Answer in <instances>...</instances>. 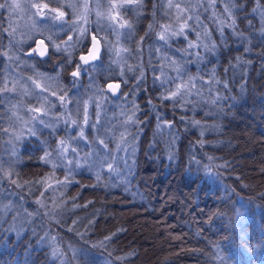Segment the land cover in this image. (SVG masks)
<instances>
[{
	"label": "trees",
	"instance_id": "obj_1",
	"mask_svg": "<svg viewBox=\"0 0 264 264\" xmlns=\"http://www.w3.org/2000/svg\"><path fill=\"white\" fill-rule=\"evenodd\" d=\"M258 2L264 6V0H230L235 25L221 34L224 3L216 0L209 7L210 0H203L196 9L201 23L190 22L195 31L188 39L195 42L197 32L203 36L207 31L203 42L215 48L190 50L200 52L197 58L184 52L183 37L165 48L172 59L202 77L196 80L200 95L193 92L183 106L176 104L170 122L163 117L168 129L160 139L148 137L149 144L136 140L125 146L133 158L124 182L111 183L106 174L98 182L95 167L89 168L72 177L69 190L47 191L40 197L46 205L42 207L36 201L43 188L36 181L52 169L41 161L39 148L51 150L52 140L40 130L30 136L14 158L23 188L36 194L17 208L19 223L27 219L30 231L23 235L25 229L12 228V211L5 212V220L0 219V264H107L117 257V264H222L220 247L232 264H239L253 245L264 244V19L259 10L253 12ZM149 6L145 0L144 17ZM206 87L214 89H208L213 99H220L204 100ZM141 121L144 128L147 120ZM180 128L194 132L178 140ZM221 168L224 193L214 183L215 176L223 175ZM62 172L56 169L58 178ZM50 183L55 186L54 180ZM218 205L224 207L222 230ZM112 233L117 235L100 246ZM67 234L72 241L66 255L54 258L53 248L63 252Z\"/></svg>",
	"mask_w": 264,
	"mask_h": 264
},
{
	"label": "snow or ice",
	"instance_id": "obj_2",
	"mask_svg": "<svg viewBox=\"0 0 264 264\" xmlns=\"http://www.w3.org/2000/svg\"><path fill=\"white\" fill-rule=\"evenodd\" d=\"M224 3V13L226 17L221 21V27L219 31L223 34V29L225 27H233L235 25V18L233 12L229 7L230 0H220ZM216 0H210L209 7H214ZM183 5V6H182ZM137 8L142 7V0H94V7L90 6L87 0L84 3H76L73 0H28V3L22 5L17 2V0H3L0 2V9L8 10L10 14H14L18 11L23 12L25 8L28 11V21L30 26V31L35 47H30V51H26L25 55L27 57H33L38 55L41 58H49L53 53L50 51L54 49L55 52H68L70 49H74L78 45L83 46V51L79 55V60L74 64L73 70L70 72L72 77V83L75 84L81 76L88 71L89 66H94L95 62L101 60L102 56L106 52H112L117 58L123 59L125 53H129L127 47L118 46L120 44V37L122 35L130 34L129 30L132 29V24L125 18L124 12L132 7ZM203 6V0H197V3H192L191 0H167V8L169 10H175V16L172 22L167 24H162L159 30L156 32L158 39L163 42V45L167 46L169 43L179 37H183L187 41V48L184 52L189 55H195L200 58V52H191L192 49L204 48L208 51H212L215 48V44L209 46L208 43H204V39L208 37V32L205 31L203 36L200 32L196 33V41L188 39L189 33L195 31V28L189 23V21L195 20L197 25H199L200 18L196 12L197 7ZM71 9V13L68 11ZM207 10V8L205 9ZM264 19V6H260L258 2L257 8L253 9V12H257ZM92 11L98 18L97 22L101 20L107 21V27L111 29V33L114 34L117 39L116 41H110L106 36L100 35L104 30L102 28H97L95 32L86 27L89 23V16ZM169 13H166L168 15ZM230 21V23H229ZM51 22V24H49ZM59 25V31L64 32L65 35L69 31L77 34L75 41L71 35L67 36V40L62 41L65 45L64 48L61 47L60 43H57L53 38L55 33L52 35H45L46 32H51L52 27ZM65 25L67 28H65ZM149 29L154 30L153 25H149ZM123 30V32L121 31ZM0 31H7L9 36L14 39L16 34V27L9 24V28L0 29ZM39 35L42 37L39 41H35V37ZM149 33H145V36ZM50 43H45V41ZM144 40V37H140L138 42V47L140 42ZM87 41V43H83ZM71 42V43H70ZM12 40L9 41L8 46L0 45V57L7 58L9 63H17L19 67L20 63H25L21 58L11 52ZM160 51V49H156ZM163 63L160 65L161 74L155 77L156 80L160 82L161 87L171 84V87H164V91L161 93L162 101H173L174 106L179 104L187 103V97L195 94L200 95V89L197 88L196 80L202 79L198 77L188 76L185 78L184 66L178 60L172 59L166 54L162 57ZM68 63H72L71 59H68ZM171 68V71L176 73L175 77L167 75L164 72L165 68ZM131 70V69H129ZM214 75V73H213ZM35 78L29 76L27 78L30 81L21 83V78H17L10 73L0 75V104H4L8 99L9 94L15 93L18 96H36L37 103L35 105L24 106L22 101H17V104H12L9 111L12 112V117H14L15 122L19 124V130L13 125L10 128H0V132L10 135L13 141L19 142L27 136H36L38 129L36 125H42L44 128H51L53 132L56 131L57 123H53L46 119L55 103L50 99V97H56V102L60 104L65 112L61 114L63 117V124L65 125V132L69 128L73 129L72 134H68L64 137H58L56 146L48 150L47 148L43 150V155L40 157L41 161L45 165H51V173L45 177L36 181L38 185L43 188L40 191V196L44 197L45 193L49 190L55 191L56 187L66 188L69 184L73 183L72 174L76 168H80L83 165L77 159H70V156H78V147L73 146L74 142H88L89 137L86 133V129H92L95 131V136L92 139V143L99 145L100 149L93 152H89L85 155V160L88 156H96V159L89 165L90 168H101L107 164V169L109 172H117L116 167L110 161H114L115 157H111V150L106 140L103 138L105 133L108 131L105 129L101 123L100 111L103 109V101L107 100L109 97L103 88H97L96 93L88 99L84 100H73L69 96L68 90L59 85L55 78L46 76L43 73L34 72ZM39 81H44L45 84L42 86ZM48 81H53L52 84H48ZM213 83H220V81H212ZM126 83V82H125ZM227 84L224 87L227 88ZM120 84L108 83L107 89L112 93V95H120ZM39 89V92H36ZM47 94V95H45ZM98 97V98H97ZM220 99L217 96L213 99V103ZM76 103L77 108L75 110V117L73 118V113L68 110L69 103ZM94 104L96 120L93 122L91 120V114L89 112V104ZM18 105L24 108L27 113V118L19 115L16 111ZM137 111H139L138 106L133 102L131 110H125L121 115L125 116L123 121L124 125L139 123L136 116ZM57 117V121L61 119ZM194 125H199V121H193ZM127 131V128H125ZM203 134V133H202ZM121 141H125L124 133H121ZM46 143V142H45ZM108 152V156L104 155V152ZM15 150L13 155H15ZM171 158V157H170ZM193 159H195L193 157ZM209 159H212L209 157ZM199 163V161H197ZM125 164L127 162L125 161ZM66 168L67 174L62 180L57 179L55 176L56 169ZM130 171V166H129ZM6 177L10 184L15 185L17 188H23L24 184L20 183L17 179V174L9 166V170L5 171L3 165L0 164V178ZM96 179L99 182L101 180V173H96ZM55 181V186L49 181ZM30 183V182H29ZM42 207L46 206L41 200L36 201ZM5 209H9L10 205H4ZM76 222L73 221V224ZM90 224L92 221L89 222ZM69 231H75L74 228H70ZM122 231V229L120 230ZM78 235H83L77 232ZM117 233H112L111 235L105 236L103 240L99 242L102 247L107 246V242L111 241ZM54 240L55 237H52ZM95 246V245H94ZM66 255V253L61 252L58 247H54L52 250V256L54 258H60ZM76 258L75 250L73 251V259ZM117 259H120L119 257Z\"/></svg>",
	"mask_w": 264,
	"mask_h": 264
},
{
	"label": "rangeland",
	"instance_id": "obj_3",
	"mask_svg": "<svg viewBox=\"0 0 264 264\" xmlns=\"http://www.w3.org/2000/svg\"><path fill=\"white\" fill-rule=\"evenodd\" d=\"M93 1H94V0H93ZM73 2H76V3H80V4H82V3H84L85 1H84V0H77V1L73 0ZM103 2H104V0H101V3H103ZM165 2H166V4H167V0H165ZM182 6H183V5H182ZM165 8H167V6H166ZM70 13H71V9H70ZM173 18H174V17L171 18V16L169 15V19L166 20V21H162L161 25H162V24H167V23L172 22ZM97 20H98V18H97L96 14H95V11H92V24H94V26H95L96 28L99 27V28L104 29L103 31H106L107 21H106V20H101V21L98 23ZM190 22H191V21H189V23H190ZM193 24L196 25L195 20H193ZM65 28H67L66 25H65ZM57 30H58V33H59V32H60V31H59V26H58ZM121 31L123 32V30H121ZM70 32H71V31H69V32L67 33V36L70 34ZM62 33H64V32H62ZM113 36H114V35H113ZM75 39H76V38H75ZM75 39H73V41H75ZM70 43H71V42H70ZM62 46H65V45L62 43ZM156 49H158V48H156ZM156 52H157V55L160 54V51H156ZM111 60H112V62H115V61L117 60V57H112V56H111ZM157 61H159V60L157 59ZM2 64H3V63H2ZM24 64L27 65L26 63H22V66H21V67L25 66ZM159 64H161L160 61H159ZM6 68H7V69H10V67H8V65H7ZM3 74H5V73L3 72ZM12 75L15 76V77H17V78H21V77H22V79H21V83L28 82V83L30 84V81H28L27 78H28L29 76H32L33 78H35V76L32 75V74L25 75V74H23L22 72H19V73H17V72H16V73L13 72ZM39 82H41V81H39ZM36 92H39V89H36ZM45 95H46V94H45ZM33 96L36 98L35 95H33ZM12 104H17V101H11V103H10V107H11ZM17 109L20 110V111H22V112H24V111L22 110V108L20 107V105H18ZM8 110H9V109H8ZM6 113L8 114L9 117H12V115L10 114V111H6ZM25 113H26V112H25ZM25 118H27V113H26ZM16 128H17V130L19 129V124H18V122H16ZM200 131L202 132V130H200ZM15 143H16V142L13 141V140L10 138V135L5 134V136H4V142H3V145H4L3 147H4V149H6V150H11V148L15 145ZM76 158H77V156H73V159H76ZM220 184H222V183L220 182ZM37 195H38V193H37ZM27 199H36V194H34V195H32V194L28 195ZM5 205H10V208H9V209H5L4 206H3L2 208H0V219H2V218L5 216V212H6L7 210H13L15 207H17L18 202H17L16 200L12 199V200L7 201V202L5 203ZM221 205H222V204H221ZM217 207H218L219 209L222 210V212L220 211V213H221V215H223L224 207H223V206H220V205H218ZM217 207H216V208H217Z\"/></svg>",
	"mask_w": 264,
	"mask_h": 264
},
{
	"label": "bare ground",
	"instance_id": "obj_4",
	"mask_svg": "<svg viewBox=\"0 0 264 264\" xmlns=\"http://www.w3.org/2000/svg\"><path fill=\"white\" fill-rule=\"evenodd\" d=\"M73 207H74V206H73ZM75 207H76V206H75ZM75 207H74V208H75ZM77 209H78V208H77ZM38 244H39V243H38Z\"/></svg>",
	"mask_w": 264,
	"mask_h": 264
}]
</instances>
